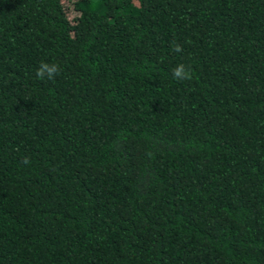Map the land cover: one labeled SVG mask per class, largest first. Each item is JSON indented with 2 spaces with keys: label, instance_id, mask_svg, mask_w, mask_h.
I'll return each mask as SVG.
<instances>
[{
  "label": "trees",
  "instance_id": "1",
  "mask_svg": "<svg viewBox=\"0 0 264 264\" xmlns=\"http://www.w3.org/2000/svg\"><path fill=\"white\" fill-rule=\"evenodd\" d=\"M0 264H264V0H0Z\"/></svg>",
  "mask_w": 264,
  "mask_h": 264
},
{
  "label": "clouds",
  "instance_id": "2",
  "mask_svg": "<svg viewBox=\"0 0 264 264\" xmlns=\"http://www.w3.org/2000/svg\"><path fill=\"white\" fill-rule=\"evenodd\" d=\"M172 51L175 53H180L183 51L182 46L179 44H176ZM60 69L59 66L55 63H47V62H41L39 67L36 69V76L39 79H44L47 77L48 79H53L58 73ZM172 76L176 80H186L191 79V72L189 69L186 68V66L181 63L178 64L173 70H172ZM25 163H29V160L27 157L24 159Z\"/></svg>",
  "mask_w": 264,
  "mask_h": 264
}]
</instances>
